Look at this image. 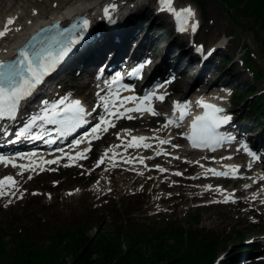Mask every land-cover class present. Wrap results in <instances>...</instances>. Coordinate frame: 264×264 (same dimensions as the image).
Instances as JSON below:
<instances>
[{"label":"rangeland","instance_id":"374dc122","mask_svg":"<svg viewBox=\"0 0 264 264\" xmlns=\"http://www.w3.org/2000/svg\"><path fill=\"white\" fill-rule=\"evenodd\" d=\"M9 1L0 0V24L11 16V11H8ZM26 1L31 3L35 0ZM67 1L70 0H42V2H34V4L42 11V14H51L54 7L61 6L62 2L66 3ZM120 1L135 9L140 8L143 2L148 5L145 11L132 19V23L130 22L133 38L128 46L134 44V34L142 37L144 31L150 28L154 16H158L159 19L170 20L171 18L169 14H159L155 11L159 0ZM127 1L133 2L127 3ZM174 1L178 7L186 4L194 5L201 26L190 35L177 34L172 22L165 26L160 23L152 27L151 32L154 37L150 44H147L148 46L145 44V51L153 54L156 58L164 50L163 56L167 57L168 63L165 69L156 70L153 76L156 77L159 74L163 76L168 70L169 73L175 74V77L182 75L181 82L176 77L173 83L167 84L166 89L172 91L175 84L173 98L178 99L183 97L182 91L188 81L197 82L198 86H202L203 82L207 80L209 86L212 87V92L221 90L228 98L224 101V105L234 111L235 117L238 119L237 122L247 121L249 127H245L244 132H247L245 135L253 138L263 137L264 128L260 123L264 124V119L257 120L256 114L251 112L247 106L250 98L252 100L260 96L259 92L244 100L238 98L233 91L241 93L248 88L264 91V43L262 41L264 30H260L261 38H259L252 30L242 27L241 24H244L246 20L238 14H235L232 19L228 15L226 5L218 0L206 1V18H203L200 6L195 0ZM19 3L27 5L23 0H20ZM19 5L16 4L15 7ZM150 16L152 17L150 18ZM100 34L91 42V46L101 37ZM198 42H203L208 50L217 49L206 57L204 63H201L200 56L195 53ZM91 46L76 50L75 57L70 61V64L64 67L66 73L60 74L61 78H65L58 84V88L88 98L95 108L98 101L94 97L99 86L97 82L91 83L90 78L83 79L82 76L83 66L91 63L82 61L86 54H89ZM241 49L251 51V55L243 54L244 51ZM226 56L230 57L227 66L224 65ZM88 57L90 58L91 55L89 54ZM75 65L77 67H74ZM97 65L92 66L91 69L96 71L99 68ZM257 70L261 72L262 78L254 81L253 77ZM216 81L218 83H215ZM193 90L195 89L190 91L191 95ZM163 122V117H155L148 121L149 129H142L141 122L140 126H134L131 122L125 121L122 127L115 129L110 136L104 137L94 146L91 155L97 153L96 158L87 154L86 159L65 160L48 165L39 177L34 179H32V175L35 173L28 172L26 178L32 181L31 187L23 188L14 199L4 201L5 209L0 213V224L10 227L8 239L26 227L31 229L33 227L35 236L46 240L58 228L69 225L74 219H80L90 214L102 217L97 228L99 227L103 231H112L117 222H122L130 233L136 235L152 232L172 221L190 227V223L199 217L201 218L199 228L211 230L224 242L229 241L231 244V248L221 249L220 256L214 264H264V256L261 255L256 260L250 257L254 252L264 251V200L261 203H243L242 201L248 196L235 194L239 189L247 188L250 183L254 182V179L252 178L249 182L235 183L229 178L215 182L201 177L206 174L205 170L211 165L198 159L199 157L205 155L212 158L223 157L228 152L223 155L204 153L191 154L192 156L183 155L181 159L188 161L183 165L172 167L158 160L156 164L153 162L146 168L140 166L137 163L138 160L153 156L155 152L142 153L129 147L125 153L118 152L114 155L115 158L109 160L108 163L97 166L100 155L107 150L114 135L125 130H128L127 133L134 134L133 131L139 130L138 132L141 134L151 137L148 141L156 143L160 137H164V134L159 131ZM129 139L126 137L122 141L125 146L129 143ZM181 145L187 147V141L184 140ZM262 145H264V140ZM260 157L262 159L257 166V174L264 160V150L259 151ZM110 161L132 165L135 169L129 173L116 172L118 178L115 180L113 175L105 171ZM195 161H199L200 164L193 168L191 165ZM241 165H244L245 169L250 167L245 160H241ZM144 168H146V173ZM159 169H166V171ZM8 172L0 169V178L12 174L18 182L16 171ZM175 173H182V175H175ZM219 177L217 176V178ZM195 178H199V180L194 181ZM115 187H118L119 190H116ZM207 187L210 190L216 188L219 192L206 194L204 190ZM262 187L256 190L258 191ZM220 189L223 192L234 193L231 201L224 202L225 200L220 197L222 195ZM6 190L8 189L6 188ZM256 190L255 192H257ZM251 192L253 191L249 193ZM116 220L118 221L115 222ZM94 231L92 232L94 233ZM238 231L243 233L244 238H238L240 242L234 243L232 237L233 235L237 236ZM240 246L246 249L243 254L230 256L232 251ZM11 247V244L8 245L9 250Z\"/></svg>","mask_w":264,"mask_h":264},{"label":"bare ground","instance_id":"6f19581e","mask_svg":"<svg viewBox=\"0 0 264 264\" xmlns=\"http://www.w3.org/2000/svg\"><path fill=\"white\" fill-rule=\"evenodd\" d=\"M9 1V0H8ZM20 0H10L9 1V8L8 11H11V16L10 18H15V23L13 25H11V27L13 29H19V31L13 30L8 32L5 36L0 37V60H2L4 57L8 56L9 53L11 52L12 48L14 47V44L18 41L21 40L22 38H24L26 36V32L27 30L33 25L35 24V22H39L38 20H40V18H42V11L34 4V2H42V0H35L34 2L28 3L26 0H23V2L27 3V5L25 6V4L23 5V3H19ZM45 2V1H43ZM59 3V2H58ZM16 4H20L18 7H15ZM176 3L174 2L173 6H175ZM120 4V0H74V1H67L66 3H61V6H59V9H61L60 11H58V13H63L61 11H63L65 8L71 9L73 12H79L80 14H86L87 17V21L88 26H87V37L84 39L83 45L79 48L82 47H88L91 43V41H93V39L95 38V36H97L101 31H103V27L106 25V23L103 22L104 18L108 16H112L113 15L116 17V21L120 20L119 17H124V19L128 22L126 23L122 29H121V33L116 36L114 33L116 32V29H108L103 37H101L100 39H98L94 45L91 46L92 49H90L89 54L91 55V57L89 58V54H86V56L84 57V59L82 61H85L87 63L91 62L90 64H87L84 68V73L82 74L83 79H86V77L88 76H92L95 75L96 71L91 69L92 66L97 65L98 62H100L101 59H103V57L105 56H110V60H120L122 57L126 56L127 53V45H125L124 43V33L129 32V28L132 26L131 25V20L135 19L137 16H139L142 11L146 10V7L148 6L145 2H143L140 5V8H128L126 6V3L124 4V6H122ZM15 7V8H13ZM159 8H161V5L159 3L158 5ZM191 8L194 13L195 16L193 18H191L187 25L186 28L191 30V31H195L197 30L201 23L199 21L198 18V14H197V9L196 7H194V5L192 6L191 4H186L183 5L181 7L178 8L182 9V8ZM58 7H54V9H57ZM71 12V11H70ZM159 13V12H157ZM164 13L167 14V11L164 12H160L159 14ZM114 17V18H115ZM152 16H150L151 18ZM9 19V18H8ZM8 19L6 21H4L3 23L0 24V31H3L5 29V25L6 22L8 21ZM159 21V22H158ZM131 22V23H130ZM160 23H162L164 26L165 24H170L169 19H159L158 16H154L153 20H152V24L150 26V28L148 30L144 31V34L142 37H138L136 36L137 34H134V44H140V48L144 47L145 44H150V42L153 40V34H152V27H155L156 25H159ZM131 25V26H130ZM113 30V31H112ZM187 30L181 31V33H185ZM98 32V33H97ZM96 34V35H95ZM131 47L129 52L133 51V47L134 45L128 46ZM217 49L215 48L213 51H216ZM213 51H209L208 54H212ZM151 57L152 54L148 53L146 60H149L148 57ZM122 61V59H121ZM121 61H119V63L117 64H121ZM167 57L163 56L161 60L158 61V63L155 65L154 62L152 64H150L148 66V70H150L151 67H156L155 71H159V69L163 70L164 67H166L167 65ZM113 68V67H112ZM173 75V74H171ZM181 78L182 75H179L177 77V80H179L181 82ZM215 83H218L217 81ZM101 84V83H100ZM128 86V89L131 90H126L124 88V86ZM125 85H119L115 88L110 87L108 85H106L105 83H102L100 85V87L98 88V90L96 91V96L94 97V99L96 101H98L97 104V110L98 112H101L102 117L107 115L106 109L105 107L102 105V98L103 101H107L109 102V108L110 110H115V109H111V104L114 103L116 101V93H119L120 97H131V96H135V94H138L139 91H137L135 88L129 86L128 84ZM155 88L151 89L150 92H144L143 90L141 92H139V97H143L146 94H155L153 96V99L144 104V105H140L139 102H137L136 104H132V103H127L125 105L124 108H120L121 112H125V108L128 107H135L140 105V107H147V106H151L153 107L155 110L158 107H161L163 105V103H165V101H161L159 99L156 98V96L162 95L164 96V94L168 93L166 92V83L165 80L162 81H158L155 84ZM210 84L206 81L203 82L202 86H198L197 82L194 81H188L185 89H183L182 91V95L183 96H189L191 94L190 91L192 89H195L193 92H204V93H209L212 92V87L209 86ZM54 85H51V87H53ZM179 88V87H178ZM57 89V88H56ZM257 91V90H256ZM259 92V94L261 92L264 91H257V93ZM214 95L219 96L220 98H223L222 101H226L228 98L224 96V93L221 90H217L216 92H214ZM197 97H194V102H197L198 100L196 99ZM100 100V102H99ZM160 101V102H159ZM167 101V98H166ZM92 108V107H91ZM101 109V111H99ZM30 112H27L26 115H31V113H33V111L31 112V110H28ZM234 112V111H233ZM128 116H131L132 118L129 119L127 118ZM109 120H111L114 124L115 127H109L108 130L105 131H99L98 135L101 137L100 139H93L92 141H90L92 144L94 143H99V141H101L102 139H104V137L106 136H110L111 133L120 125L123 124V121H128L131 122V124H133L134 126H140V124L142 123V129H149L148 127V121H150L151 119L154 118V115L150 114L148 111H144L143 113L139 112V111H133L130 113H125V117L124 118H119V120L115 117H108ZM128 119V120H127ZM173 121L174 123L172 124H168L167 127H165V124L169 121ZM101 121V120H100ZM99 121V122H100ZM164 123L162 124V126L159 128V131L162 132V134H164V137H160V139L158 140V142L156 143H151L150 141L145 140L142 143H147L150 144L151 147L145 148L143 146L140 147H131L132 149H136L137 151H141L142 153H149V152H155L153 156H148L144 159H139L138 160V164L140 166H145L147 168V165L151 164V163H157L158 160H160L161 163L166 164L168 166H180L183 165L185 162L181 159V156L185 155V154H189V152H191L188 148H186L184 145H177V142H183L184 137L182 135H174L173 131H177L178 130V125L176 123V120L174 121V119L172 117H168L164 119ZM141 122V123H140ZM3 123H5V121L3 120ZM98 125V124H97ZM172 129V131H170L169 129ZM139 130H135L133 131L134 134L127 133L125 131H122L116 135L113 136V141L110 142L107 146V150L104 151L100 157H99V161L101 160L102 157H104V162L103 163H108L109 160H112L114 157V155L118 152H123L125 153L126 151L129 150V144L130 143H134L133 141V137H148L151 138L150 136H146V135H141L138 134ZM132 134V135H131ZM92 136L90 134H88L87 136H84V139H90ZM126 137H129V143H127V146L124 145V143L122 141H124V139ZM8 138V137H7ZM161 140H168L170 141V143L167 144H161L160 141ZM8 139H4L0 137V144L1 145H5L7 144ZM89 143V141H86V143L83 146H78V148H74L72 150H70L69 152L66 153L65 149H59L57 152L54 151V149L52 150H47L44 148H41L40 146L35 147V149H33L32 153H28L27 151L25 152H8L5 153L6 158L4 160H0V169H3L4 171H9V172H15L16 174V178L18 179V183L16 185V189H18V191H16L15 189H13L12 191H15V195H5L0 197V213L4 211L5 206H4V201H7L9 199H14L16 197V195L23 189V188H30L32 185V181L26 178L27 172H35V174L32 175V179L34 178H38L39 175L42 173V171H44L46 169L47 161H52V160H58L60 163L61 160L63 159H69L70 161H76L79 160L80 158H76V154L78 152H84L85 149H88V146L91 144ZM113 146H116L115 148H113ZM174 146H178V147H174ZM262 146V144H261ZM243 148V146H242ZM247 148V147H246ZM264 148V147H262ZM1 149V148H0ZM112 149V150H110ZM141 149V150H140ZM244 149L241 150L240 153H235V154H229L227 156H223V157H210V156H203L202 158H200V160H203L204 162H207L208 164H210L211 166L209 168H207V170H205L206 174H204L203 176H201L202 178H205L207 180L210 181H215L218 182V180L220 181L221 179H228L230 177H236L235 178V183H240L242 181H245L244 178H246L247 176H241L240 173L243 172V170L245 169V167L243 165H241L239 163V161H237L238 157L242 156L244 154L243 152ZM107 152V156H105V153ZM86 153V152H85ZM84 153V154H85ZM159 153V154H158ZM246 153L248 154V158H249V163L251 165V167L249 169H251L252 171L257 169V164H256V160L257 159H253V157L251 155H249V152L246 151ZM256 155V153H254ZM257 156V155H256ZM69 157H72L73 159H70ZM178 157V159H177ZM230 157V159H228ZM141 160L143 162H141ZM15 163L17 165V167H13L12 164ZM103 163L99 164V166H101ZM110 164H108V166L106 167V173L113 175L114 179L117 180V175L116 172L118 171H124V173H129L132 172L133 168L132 165H123L120 163H117L115 161L113 162H109ZM168 163V164H167ZM200 164L199 161H195L191 167H198V165ZM21 165L25 166V167H20ZM235 166L238 167V172H236L235 174H230L229 176L225 177V176H220L219 178H217L216 175H214L211 171H209V169H215L217 171H229L231 170V168ZM156 167V166H153ZM146 168L145 169V173H146ZM8 172V173H9ZM21 173H23L21 175ZM240 175V176H239ZM5 177H14V175L9 174V175H5L3 177L0 178V180H3ZM254 177V176H253ZM249 178V177H248ZM255 179H257V184L256 185H249L247 186V188H252V186H259L261 184L264 183V165L261 167V169L259 170V173L255 176ZM199 178H195L194 181H198ZM220 188V187H218ZM116 190H119L118 187H115ZM246 189V188H245ZM245 189H239L238 191L235 192V194H239V193H243L246 194L248 197L246 199H244L242 202L243 203H258L262 200H264V188L260 189L257 192L254 193H249L248 190ZM204 192L206 194H217L219 192V190H217L216 188H214V190H210L208 187L205 188ZM222 195L220 197H222L224 200L227 196H229L231 194V199L234 195V193H227V192H222ZM18 199V198H17ZM231 199H229V201H231ZM92 233V232H91ZM263 253V254H261ZM264 256V251L260 252L257 251L256 253H252L250 255L251 258H255L254 260H256L258 257L260 256ZM68 264V263H66Z\"/></svg>","mask_w":264,"mask_h":264},{"label":"trees","instance_id":"16d2710c","mask_svg":"<svg viewBox=\"0 0 264 264\" xmlns=\"http://www.w3.org/2000/svg\"><path fill=\"white\" fill-rule=\"evenodd\" d=\"M195 1L206 18L207 0ZM218 1L226 5L232 19L235 14L243 17L246 22L241 26L261 38L264 0ZM262 41L264 43V39ZM245 54L251 55V51L246 50ZM261 78V72L257 70L254 81ZM256 93V90L246 89L236 92V95L245 99ZM247 106L258 120L263 119L264 92L250 99ZM101 221L102 217L94 214L74 219L69 225L52 232L46 240L37 238L33 227H26L8 239L10 227L0 224V264H214L222 248H231L229 241L224 242L211 230L199 228V217L190 223V227L172 221L152 232L137 235L130 233L127 226L118 220L112 231H103L97 228ZM238 238H244L240 231L237 236L233 235L234 243L240 242ZM245 250L241 246L236 247L230 256Z\"/></svg>","mask_w":264,"mask_h":264},{"label":"snow or ice","instance_id":"6c2138e0","mask_svg":"<svg viewBox=\"0 0 264 264\" xmlns=\"http://www.w3.org/2000/svg\"><path fill=\"white\" fill-rule=\"evenodd\" d=\"M159 3L161 5L162 11L171 13L176 19L179 25L178 30H187L186 25L188 21L195 16L194 11L190 7L178 10L173 6L174 0H159ZM14 23L15 18H9L6 22L5 29L0 31V37L5 36L8 32L13 30L19 31V29H13L11 27V25ZM88 23L89 22L87 20H84L79 33H76L71 38H69L67 43L61 42L59 44V50L55 53H53L51 47H41L39 49L33 48L31 50L25 49L19 53L21 58L18 61L7 66L0 64V120H15L17 118L21 102L26 100L32 94L34 89L43 82V78L55 69L59 60L62 59L68 51H70L71 47L83 39V34L87 29ZM116 80H119V77H117ZM116 80H114L113 83H115ZM124 88L126 90H131L128 89V86L126 85ZM154 95L155 94L153 93L146 94L143 97H120L119 93L117 92L116 101L111 104V109H115L114 111L110 110L109 102L103 101L102 98V105L105 107L107 115L101 117V121L98 123V125L93 127L90 135L93 137V139H100L101 137L98 135L99 131L102 130L106 132L109 127H115V124L109 120L108 117H115L117 119L124 118L125 113H130L133 111H139L141 113L148 111L152 115H159V113H157L151 106L128 107L125 108V112L120 111V108H124L127 103L136 104L139 102L140 105H144L150 102ZM156 98L161 101L164 100V96L162 95L156 96ZM44 103L46 105L45 108L40 114L31 117L30 123L26 124L21 130V135L29 132L37 125L38 122L59 125L61 134L70 132L79 125L83 124L85 122V117L88 115L87 110L78 100L67 101L64 98H61L58 102L52 104L51 107H47L46 101ZM196 103L199 107L205 109V112L202 116L196 117L191 125L193 135L189 137V139H192L193 146H218L222 145L224 142H231V140L234 138L222 136L217 131L222 125L227 124L231 120V117L225 114L226 110L215 104L207 103L203 99L197 101ZM174 107L175 110L180 113L179 119L183 120V118L190 112L191 102L186 101L183 104L180 102H175ZM127 118L131 119L132 117L128 116ZM172 123L174 122L169 120L165 124V127ZM125 132H128V130H125ZM132 139L134 143H130L128 145L129 147H151L150 144L142 143L143 141L150 139L148 137H133ZM83 142L84 140H77L76 145L78 146ZM89 143L91 142L89 141ZM160 143L167 144L170 143V141L161 140ZM115 147L116 146H113V148ZM87 151H90V148L85 149L84 152H78L76 154V158L86 159L87 157L84 153ZM249 155H251L253 159H258V157L250 150ZM105 156H107V152L105 153ZM69 158L73 159L72 157ZM228 159H230V157ZM58 162V160H52L47 161L46 163L52 164ZM103 162L104 157L101 158L97 166ZM141 162L143 161L141 160ZM12 166L17 167L15 163H13ZM20 167L23 168L25 166L21 165ZM159 170L166 171V169ZM238 170V167L235 166L231 168L230 172L209 169V171H211L214 175L225 177L229 176L230 174H235L238 172ZM22 174L23 173H21V175ZM175 175H182V173H175ZM17 183L18 182L13 177H5L3 180H0V197L5 195H15V191L12 190L15 189L18 191V189H16ZM6 188L8 190H6ZM220 191L223 192L222 189H220ZM229 199H231V194L225 198L224 202H228Z\"/></svg>","mask_w":264,"mask_h":264}]
</instances>
